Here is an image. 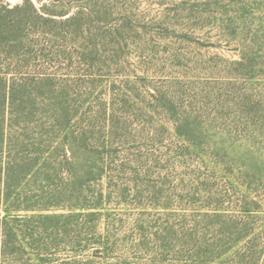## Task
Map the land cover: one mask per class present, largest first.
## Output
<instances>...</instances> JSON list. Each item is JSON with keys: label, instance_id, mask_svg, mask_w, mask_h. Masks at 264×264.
I'll return each instance as SVG.
<instances>
[{"label": "rangeland", "instance_id": "374dc122", "mask_svg": "<svg viewBox=\"0 0 264 264\" xmlns=\"http://www.w3.org/2000/svg\"><path fill=\"white\" fill-rule=\"evenodd\" d=\"M31 2L0 0L6 149L41 142L102 175L97 214L57 212L73 216L46 235L55 263L216 264L232 247L225 264H264V0Z\"/></svg>", "mask_w": 264, "mask_h": 264}, {"label": "trees", "instance_id": "16d2710c", "mask_svg": "<svg viewBox=\"0 0 264 264\" xmlns=\"http://www.w3.org/2000/svg\"><path fill=\"white\" fill-rule=\"evenodd\" d=\"M6 107L3 103L0 106V264H57V246L48 242L46 235L70 225L73 215L58 211L91 210L87 214L80 212L83 217L99 212L103 195L89 194L88 187L102 177L101 168L87 157L84 165L76 169L72 165L74 153L68 156L64 150L62 160L41 142L39 148L27 154L6 149L12 128L5 120ZM233 249L220 247L211 262L225 264V257L233 254ZM85 250L73 246L72 253L76 254L71 257Z\"/></svg>", "mask_w": 264, "mask_h": 264}]
</instances>
